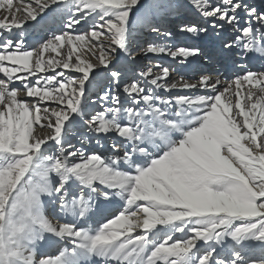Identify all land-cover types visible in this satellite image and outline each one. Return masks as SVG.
Segmentation results:
<instances>
[{"label": "snow or ice", "instance_id": "6c2138e0", "mask_svg": "<svg viewBox=\"0 0 264 264\" xmlns=\"http://www.w3.org/2000/svg\"><path fill=\"white\" fill-rule=\"evenodd\" d=\"M0 74V264H264V9L0 0Z\"/></svg>", "mask_w": 264, "mask_h": 264}, {"label": "bare ground", "instance_id": "6f19581e", "mask_svg": "<svg viewBox=\"0 0 264 264\" xmlns=\"http://www.w3.org/2000/svg\"><path fill=\"white\" fill-rule=\"evenodd\" d=\"M188 0H184V3L187 4ZM249 3H251L253 6L257 7L258 9H264V0H248ZM186 11V10H185ZM191 15V13H189ZM170 20H174V18H170ZM170 30H173V36L167 40V42L172 43L176 46H181L184 44H195L199 43L202 46L205 44H211L213 43L212 39L210 37H202L201 40L197 41L195 39H188L186 36L182 34H177L176 31L171 27H169ZM149 35H153V39L149 38L146 40L140 39L137 41V44L141 47L146 46L147 42H165L162 37H158L156 34L149 33ZM39 41V36L35 33H32L28 37V43L32 45H36L37 42ZM156 61L161 62L164 65H168L172 63L171 58L166 57V56H154L153 54H148V55H143L141 54L138 59H137V64L143 68L150 63H155ZM205 67V68H211V69H218L219 72L223 73V76L221 77L222 80L225 79H231V73L235 72L236 69L234 67H231L229 65H224L221 66L220 64L216 63H209L207 60L203 62L202 65H194L193 67ZM67 71V70H65ZM215 74V72L213 73ZM177 74L173 73V76L175 77ZM0 78H2V74H0ZM195 76L192 77L193 81L195 80ZM19 82H17L18 84ZM182 94H189L191 95L192 93H182ZM199 94H204L203 91H201ZM73 143H76V140H73ZM79 146V144H77Z\"/></svg>", "mask_w": 264, "mask_h": 264}, {"label": "rangeland", "instance_id": "374dc122", "mask_svg": "<svg viewBox=\"0 0 264 264\" xmlns=\"http://www.w3.org/2000/svg\"><path fill=\"white\" fill-rule=\"evenodd\" d=\"M168 27L171 28V27H172V24L169 23ZM149 38H152V39H153V35H149V33H146V32H141V33L139 34V39H138V41H139L140 39H144V40L147 41V39H149Z\"/></svg>", "mask_w": 264, "mask_h": 264}]
</instances>
